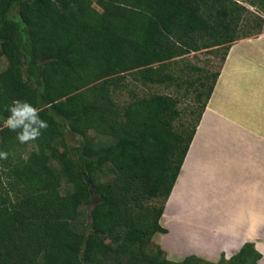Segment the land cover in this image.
I'll use <instances>...</instances> for the list:
<instances>
[{"label": "trees", "instance_id": "trees-1", "mask_svg": "<svg viewBox=\"0 0 264 264\" xmlns=\"http://www.w3.org/2000/svg\"><path fill=\"white\" fill-rule=\"evenodd\" d=\"M248 3L259 13L237 0H0V264H259L253 243L216 263H175L151 244L220 76L169 65L222 47L224 62L264 33V0ZM132 83H186L197 107L161 93L119 102ZM16 99L48 122L38 140L4 127Z\"/></svg>", "mask_w": 264, "mask_h": 264}, {"label": "crops", "instance_id": "crops-1", "mask_svg": "<svg viewBox=\"0 0 264 264\" xmlns=\"http://www.w3.org/2000/svg\"><path fill=\"white\" fill-rule=\"evenodd\" d=\"M228 73L234 80L228 81ZM168 211L173 222L186 215L193 243L221 245L213 261L253 243L264 263V33L232 45Z\"/></svg>", "mask_w": 264, "mask_h": 264}, {"label": "rangeland", "instance_id": "rangeland-1", "mask_svg": "<svg viewBox=\"0 0 264 264\" xmlns=\"http://www.w3.org/2000/svg\"><path fill=\"white\" fill-rule=\"evenodd\" d=\"M240 3L244 4L251 12L259 13V9L251 6L248 1L249 0H237ZM97 7V5L95 4ZM99 10L100 8L97 7ZM225 51V47L219 48L218 50L216 48H213V50H204L197 53H191L183 58H178L170 63L169 65V71L177 77V78H183L191 80L194 77L197 76L198 72L193 69V67H199L206 71L211 72H217L222 69L223 66V54ZM185 64L188 65L189 69L185 68ZM7 67V62L5 59L0 60V72L4 70ZM228 81L234 80L235 75L228 73L226 75ZM189 89V90H188ZM152 93H161V94H167L172 95L173 97L177 98L179 100V107L182 109V111H185V109L191 110L196 109L197 102L194 99V92L191 87H189L186 83H181V86L174 85V84H164V85H147L143 86L140 83H132V86L130 87V90H124L116 96V99L121 102H128L130 98L135 95H148ZM228 99L227 101L231 102L234 101L235 105V98H230V95H227L225 97ZM91 136L94 138L97 146H103V145H109L111 143V139L107 138L105 136H100L96 134L95 132L91 133ZM72 139V138H71ZM64 192V191H63ZM93 207V204L89 207L83 208V213L81 217L79 218L78 223L74 224L73 226L78 231H85L88 225H84L83 222H89L88 221V213ZM167 208V203L165 205V209ZM172 211V210H170ZM168 211L165 213L164 210V218L162 216L160 220V224L164 229L167 230V233L161 234L157 233L152 238L151 244L152 248L155 246L161 247L168 260L180 263L185 258L190 256H197L203 259L204 261L210 262V263H216L217 261H213L215 258L221 255L223 252L221 250V245H217L215 243V247H210L208 245L193 243L192 240L189 239V229L188 225L186 223V215L184 216V220L182 217H178L176 221L173 222L169 216H173L174 214L172 212ZM193 239V237H192ZM194 240V239H193ZM212 243V242H211ZM264 248V246H263ZM213 249V250H212ZM226 257V259H229L225 253H223ZM222 254V255H223ZM213 257H212V256ZM220 259V258H219ZM264 264V263H263Z\"/></svg>", "mask_w": 264, "mask_h": 264}, {"label": "clouds", "instance_id": "clouds-1", "mask_svg": "<svg viewBox=\"0 0 264 264\" xmlns=\"http://www.w3.org/2000/svg\"><path fill=\"white\" fill-rule=\"evenodd\" d=\"M9 113L4 127L17 134L21 144L38 140L48 128V122L41 119L40 109L26 100L16 99L6 109ZM8 153L0 151V159L6 160Z\"/></svg>", "mask_w": 264, "mask_h": 264}, {"label": "water", "instance_id": "water-1", "mask_svg": "<svg viewBox=\"0 0 264 264\" xmlns=\"http://www.w3.org/2000/svg\"><path fill=\"white\" fill-rule=\"evenodd\" d=\"M92 191L94 192V187H93V186H92ZM97 202H99V200L95 198V200H94V202H93V205H94L95 203H97Z\"/></svg>", "mask_w": 264, "mask_h": 264}]
</instances>
